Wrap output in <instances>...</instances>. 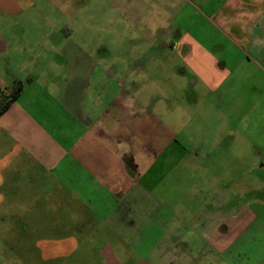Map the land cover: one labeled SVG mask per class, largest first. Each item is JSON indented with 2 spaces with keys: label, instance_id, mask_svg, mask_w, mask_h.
I'll return each instance as SVG.
<instances>
[{
  "label": "crops",
  "instance_id": "obj_1",
  "mask_svg": "<svg viewBox=\"0 0 264 264\" xmlns=\"http://www.w3.org/2000/svg\"><path fill=\"white\" fill-rule=\"evenodd\" d=\"M101 1L102 23L132 25L148 41L159 29L168 43L146 50L145 63L116 66L110 47L92 41L87 25L94 17H77L93 0H0V101L7 88L23 84L0 115L5 261L10 251L23 263L39 262V252L40 261L61 259L60 228L43 223L53 211L43 203L52 201L53 208H79L85 232L122 237L90 242L102 248V264H133L123 255L132 242L123 237L140 226V199L151 196L156 169L170 163L173 146L156 106L174 87L159 85L164 96L149 91L158 72L175 73L198 115L211 121L210 152L225 145L242 153L231 156L234 166L264 169V0ZM246 185L251 202L264 199V177ZM45 248L55 250L46 257Z\"/></svg>",
  "mask_w": 264,
  "mask_h": 264
},
{
  "label": "rangeland",
  "instance_id": "obj_2",
  "mask_svg": "<svg viewBox=\"0 0 264 264\" xmlns=\"http://www.w3.org/2000/svg\"><path fill=\"white\" fill-rule=\"evenodd\" d=\"M104 5L101 0H93L92 8L77 17L85 14L94 17L97 23L87 25L93 27L92 41L94 45L104 43L110 47V63L116 66L145 63L143 53L146 50L158 51L168 43L159 36V29L148 41L132 25L102 23L101 17L107 16ZM115 18L113 15L110 21ZM85 26L78 21L76 29L83 30ZM145 26L149 28L148 24L142 25ZM156 26L163 28L166 24L160 19ZM170 65L174 64L170 62ZM155 77L158 85L149 91L164 96L166 88L161 86L171 84L174 87L171 96H167V103L162 100L156 106L157 116L173 135L171 161L167 167L156 169L160 178L151 196L141 197V215L138 216L141 224L138 230L125 232L123 238L132 244L126 249L129 253L123 255L134 259L133 264H264V199L258 204L251 202L252 195L246 185L264 177V169L253 168L246 161L234 166L231 156L242 153L228 152L224 150L225 145L222 150L210 152L208 144L214 139L209 129L211 121L198 115L197 104L189 98L190 89L181 91L182 84L175 73L163 71ZM143 191L142 187V194ZM42 207L53 210L51 216L44 215L43 223L60 228L57 233L62 244L57 249L64 255L55 261L50 258L40 261L42 254L39 252V262H35L30 258L36 257L37 251L30 248V261L21 262L20 255L12 251L5 261V249L0 247V264H102L98 256L102 248L90 247V242L122 238L111 232H85L86 227L79 221L80 209L74 206L53 208L52 201H44ZM28 218L32 220L33 217ZM218 225L227 229L214 231L220 227ZM47 235L45 233L44 237ZM54 250L43 249L46 257ZM13 251L20 253V249ZM69 251L71 253L67 254ZM10 259L14 261L8 263Z\"/></svg>",
  "mask_w": 264,
  "mask_h": 264
},
{
  "label": "trees",
  "instance_id": "obj_3",
  "mask_svg": "<svg viewBox=\"0 0 264 264\" xmlns=\"http://www.w3.org/2000/svg\"><path fill=\"white\" fill-rule=\"evenodd\" d=\"M23 90V84L22 83H17L13 87L7 88L1 96V101H0V115L7 109L9 106L10 102L15 100L17 96L20 94V92Z\"/></svg>",
  "mask_w": 264,
  "mask_h": 264
}]
</instances>
